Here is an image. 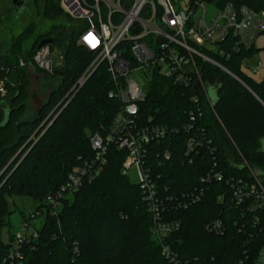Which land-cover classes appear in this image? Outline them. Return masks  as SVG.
Wrapping results in <instances>:
<instances>
[{
  "label": "trees",
  "instance_id": "16d2710c",
  "mask_svg": "<svg viewBox=\"0 0 264 264\" xmlns=\"http://www.w3.org/2000/svg\"><path fill=\"white\" fill-rule=\"evenodd\" d=\"M4 1L0 0V6ZM210 1L217 7L231 3L264 11V0ZM41 6L42 18L55 21L64 15L58 0H43ZM29 36H19L13 50L0 56V81L10 74L21 84L11 88L5 81L11 106L0 109V253L13 238L10 233L7 242L1 240L12 212L7 196L28 198L36 204L35 211L42 212L46 196L65 183L79 159L91 157L89 136L109 129L119 109V103L107 96L112 83L101 64L58 114L56 104L94 56L77 44L78 31L70 20L67 26L54 24L35 39L20 65V42ZM42 39L51 40V51L53 47L60 50L62 64L51 74L60 84L36 118L25 119L21 82L30 65L40 71L32 62ZM126 46L127 42L121 45ZM254 52L252 46L229 58H213L232 76L204 64L203 77L212 86L208 84L206 97L197 93L196 103L191 101V91L160 81L140 105L142 119L179 129L177 134L151 143L146 156L166 203L163 217L179 225L164 240L177 262L161 255L138 184L130 183L123 173L125 153L111 147L101 174L64 196L56 217L43 211L38 238L24 248L25 264H259L264 257V205L256 211L249 210V202L236 205L228 182L252 183L255 175L264 185V78L256 81L241 68ZM189 111H199L201 116L192 130L184 132L182 126L191 123ZM188 136L202 141L190 158L183 155ZM165 151L169 160L162 158ZM215 172L222 174V181L212 180ZM207 174L210 179L200 183ZM200 191L197 202L186 199V194ZM215 220L221 222V233L206 229Z\"/></svg>",
  "mask_w": 264,
  "mask_h": 264
},
{
  "label": "built area",
  "instance_id": "2783aa9c",
  "mask_svg": "<svg viewBox=\"0 0 264 264\" xmlns=\"http://www.w3.org/2000/svg\"><path fill=\"white\" fill-rule=\"evenodd\" d=\"M179 2L180 10L174 8L172 0H58L60 10L78 31L77 44L94 56L70 92H76L101 64H105L112 83L107 96L119 103V109L109 129L89 136L91 157L79 159V165L68 173L65 183L46 196L43 209L56 217L64 196L95 180L105 167L109 149L115 147L125 153L123 172L131 167L136 170L142 201L151 216V234L160 245L161 255L171 262H177L176 257L164 240L177 231L179 225L163 217L166 203L160 197V186L152 177L146 156L151 143L177 134L179 129L153 123L150 118L142 119L140 105L160 81L191 91V101L196 103L198 92L207 96L209 83L203 77V65L209 64L230 74L213 58H229L242 48L249 49L256 36L264 33V11L256 12L231 3L217 7L210 0ZM124 42L127 46L121 47ZM52 61V52L46 45L36 50L32 63L38 70L51 75ZM258 65L251 69L252 72ZM131 74H136L137 78H131ZM5 94L4 83L0 81V96ZM187 113L191 123L182 126L184 132L192 130L201 116L199 111ZM200 136L204 138L202 133ZM200 146L202 141L188 136L183 155L190 158ZM169 157L167 151L163 152L164 160ZM252 176V183L240 179L228 182L234 203L249 202V210L256 211L264 205V185ZM210 177L207 174L200 183H206ZM222 179L220 172L212 176L215 182ZM201 193H188L186 199L195 203ZM43 211L34 210L23 220L8 249L0 253V264H25L24 248L38 238V228L33 227L31 221L43 218ZM206 229L221 233V222L215 220L206 225Z\"/></svg>",
  "mask_w": 264,
  "mask_h": 264
},
{
  "label": "rangeland",
  "instance_id": "374dc122",
  "mask_svg": "<svg viewBox=\"0 0 264 264\" xmlns=\"http://www.w3.org/2000/svg\"><path fill=\"white\" fill-rule=\"evenodd\" d=\"M42 4L43 0H34L29 4L27 2L25 5H22L19 9H13V7H11L13 5L12 0H5L3 2L0 6V15L2 17V20L0 21V56L8 55L10 51L13 50V45L18 40L19 36L29 33V39L27 38L26 40L20 42V51L22 56L19 59V64L21 65L24 63L23 57L26 51L30 50L29 48H31L35 39L44 36L48 32L49 28L51 29L54 24H61L64 26L70 24V20L64 15L60 16L55 21L42 18L40 13ZM172 4L175 9H181L179 0H172ZM31 25H33V27L29 28ZM253 46L255 52L251 58L244 60V64L241 68L254 80L259 81L264 78V33L256 36L253 41ZM51 52L53 55L52 62L54 67L60 66L62 64L60 50L53 47ZM257 63L259 64L257 70L252 72L251 69L255 67ZM24 77L25 81L21 82L23 84L21 88L23 90L22 101L25 103L27 111L23 118L35 119L41 108L46 103L50 93L58 88L60 79L45 74V72L37 71L31 65L28 67ZM131 78L136 79L137 75L131 74ZM17 80L18 77H14V75L11 77L9 74L7 79L2 82H9L11 88H15L16 86L21 87V84L17 82ZM149 87H151V85ZM74 94L75 91L70 92V89L66 90L62 99L55 106V109H58V114L64 109ZM1 98L3 99L2 102H0L1 110H5L11 106L8 93ZM46 118L44 122L47 120ZM123 173L126 175L130 183L136 184L138 182V177L134 167L124 170ZM6 199L10 203V209L12 212L8 216L9 226L4 227L1 231V240L3 242H7L8 234H15L19 231L23 220L27 219L29 214L34 212L36 206L32 200L22 196L12 195L7 196ZM41 221L42 218L38 217L32 220L31 224L33 227L39 228ZM31 228L32 227H30V229ZM259 264H264V257H262Z\"/></svg>",
  "mask_w": 264,
  "mask_h": 264
},
{
  "label": "water",
  "instance_id": "95a60500",
  "mask_svg": "<svg viewBox=\"0 0 264 264\" xmlns=\"http://www.w3.org/2000/svg\"><path fill=\"white\" fill-rule=\"evenodd\" d=\"M12 4L16 7V9H19V8H21V6H22V4H23V2L21 1V0H13L12 1ZM51 43V40L50 39H42L41 41H39V43L37 44V46H36V50L38 49H40L41 47H43V46H46V45H49ZM228 74V73H227ZM230 75V74H229ZM214 91H215V93L218 91V88L217 87H215L214 88Z\"/></svg>",
  "mask_w": 264,
  "mask_h": 264
},
{
  "label": "flooded vegetation",
  "instance_id": "af4514ba",
  "mask_svg": "<svg viewBox=\"0 0 264 264\" xmlns=\"http://www.w3.org/2000/svg\"><path fill=\"white\" fill-rule=\"evenodd\" d=\"M12 1H13V0H12ZM21 1L23 2L22 5H25L27 2H28V4H29V3L33 2L34 0H21Z\"/></svg>",
  "mask_w": 264,
  "mask_h": 264
}]
</instances>
